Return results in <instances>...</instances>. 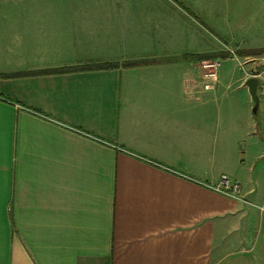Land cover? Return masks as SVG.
<instances>
[{"label":"crops","instance_id":"crops-1","mask_svg":"<svg viewBox=\"0 0 264 264\" xmlns=\"http://www.w3.org/2000/svg\"><path fill=\"white\" fill-rule=\"evenodd\" d=\"M253 1L0 0V264H264V145L197 82Z\"/></svg>","mask_w":264,"mask_h":264},{"label":"rangeland","instance_id":"rangeland-1","mask_svg":"<svg viewBox=\"0 0 264 264\" xmlns=\"http://www.w3.org/2000/svg\"><path fill=\"white\" fill-rule=\"evenodd\" d=\"M235 18L234 39L231 45L233 47L238 45L247 51L239 52L232 49L228 52L224 50L225 45H222L223 53H220V56L206 60H218L221 63L216 86L222 87L224 98L222 107L236 112L234 121L230 123L231 133L242 152L259 141L261 148L264 145L261 126L262 105L260 100L257 104L253 101L247 85L248 80L256 79L257 94L258 85L264 82V0H254L247 5L245 12L240 15L237 12ZM220 35L226 36V33L221 32ZM220 40L222 43L226 41L223 37ZM235 125L237 129L234 128Z\"/></svg>","mask_w":264,"mask_h":264},{"label":"built area","instance_id":"built-area-1","mask_svg":"<svg viewBox=\"0 0 264 264\" xmlns=\"http://www.w3.org/2000/svg\"><path fill=\"white\" fill-rule=\"evenodd\" d=\"M221 67V63L218 60H204L197 64L198 80L202 90L209 92L216 86L218 80V71ZM257 94L259 96L260 103L262 105V129L264 137V82H261L257 88ZM211 190L220 193L226 197L240 201L242 203H248L242 193V188L237 180L229 179L225 175H221L216 184L208 186Z\"/></svg>","mask_w":264,"mask_h":264},{"label":"water","instance_id":"water-1","mask_svg":"<svg viewBox=\"0 0 264 264\" xmlns=\"http://www.w3.org/2000/svg\"><path fill=\"white\" fill-rule=\"evenodd\" d=\"M247 85H248L249 95L251 96L253 101L257 104L259 101L258 96L256 94L257 80L256 79H250L247 81Z\"/></svg>","mask_w":264,"mask_h":264}]
</instances>
